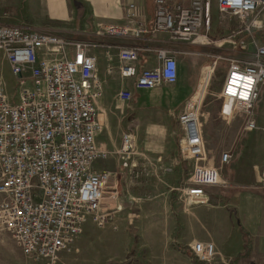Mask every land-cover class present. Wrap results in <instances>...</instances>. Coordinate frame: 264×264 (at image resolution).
<instances>
[{
    "label": "built area",
    "instance_id": "1",
    "mask_svg": "<svg viewBox=\"0 0 264 264\" xmlns=\"http://www.w3.org/2000/svg\"><path fill=\"white\" fill-rule=\"evenodd\" d=\"M214 1L223 18H239L241 24L234 35L262 32V43L251 37L253 50L248 41L238 46L231 39L233 34L219 44L229 42L239 50L222 58L228 66L217 92L223 123L254 130L264 84V0H154L151 29H131L137 35L165 32L173 40L210 46L214 44ZM139 17L137 5L131 3L126 18L134 24ZM95 47L98 44L90 40L0 23L2 61L11 68L16 90L13 101L0 72V232L9 233L23 255L39 264H58L60 254L73 250L88 222L104 228L111 218L102 212L111 173L97 168L112 151L109 138L99 139L104 124L99 119L98 101L105 81L99 75L98 57L91 52ZM112 53L107 52L110 72L114 69ZM157 55L160 61L156 67L139 68L137 48L119 50L121 77L133 78L137 89L175 83L177 58L166 49L158 50ZM208 75L207 83L203 86L206 80L201 82L178 116L184 133L180 156L192 162L186 183L176 188L186 208L207 203L209 187L229 184L220 169L229 165L233 156L219 148L209 151L202 128L201 105L210 89L211 73ZM202 86V96L197 97ZM119 98L127 102L133 94L122 90ZM117 153L123 167L131 169L136 153L132 132L122 134ZM261 180L264 183V162ZM191 254L206 263L218 256L213 242L200 241L192 245Z\"/></svg>",
    "mask_w": 264,
    "mask_h": 264
},
{
    "label": "crops",
    "instance_id": "2",
    "mask_svg": "<svg viewBox=\"0 0 264 264\" xmlns=\"http://www.w3.org/2000/svg\"><path fill=\"white\" fill-rule=\"evenodd\" d=\"M107 1L97 0L95 3L99 8H95V12L101 14L119 13L120 19L114 26L107 24L108 28L89 29L86 37L83 38V40H90L98 44V47L93 48L91 52L98 57L99 75L105 81L103 96L98 101L99 119L104 124V131L99 139L102 136L109 138L108 148L112 151V157L106 161H100L97 168L108 170L111 173L108 185L113 183L112 188H116L118 191L121 184L118 179L113 180L112 176L116 175L117 177L120 173L131 176L129 181L126 180L127 185L123 180V185L127 190H139L144 185L141 178L144 177L145 172L162 174L169 170L180 171V176L185 179L186 160L181 158L179 151V142L184 133L178 124V116L196 94L201 82L206 80L203 82V86L207 83L210 71L215 69L214 67L221 61H225L222 58L237 54L239 50L232 45L230 49L224 48L221 51H216L215 49L223 47L219 44H223L226 38L219 40L215 38L214 33L211 34L214 41L212 46H198L190 42L173 40L165 32L157 34L147 32L137 35L131 28L151 29L152 27L155 14L154 0H145L144 6L139 0L129 2L138 4L137 9L141 16L134 24L124 17L127 7H114V3L110 2V8H108ZM50 6L53 7V4ZM219 16L217 7L214 6L212 23L215 18L219 19ZM239 26L235 29V25L229 23L232 33L228 36L234 35ZM214 29L216 27L213 25ZM112 36L118 39L112 41ZM236 37L240 39L239 43L236 41L238 46L241 41H248L252 50L254 45L251 44V37H254L259 43L263 41L261 31H255L251 36L244 32L234 35V38ZM134 47L139 52L136 62L139 68L156 67L160 61L157 55L160 49H166L174 54L178 60V80L173 84L162 83L154 89L135 88L134 79L122 78L118 70L119 50ZM108 50L113 52L110 55L114 66L112 72L107 68ZM205 57L206 61L203 60ZM208 58H213V63ZM204 62L205 65L212 66L205 75L204 71L202 72ZM227 69L218 90L222 87ZM203 86L199 96H202ZM260 89L261 94L262 91L264 92V84ZM122 90L131 91L133 98L127 102L119 98V93ZM119 104L122 106L119 107L118 114ZM259 105L260 101L258 108ZM133 114H138L139 118L133 117ZM257 118L259 119L258 113ZM126 132L134 134L136 153L132 158L133 167L131 169L123 167L122 160L117 153L122 147V134ZM258 161V156L255 155L246 159L240 167L233 165L230 184L222 187L212 186L207 189L208 202L204 204H209L213 195L219 197V207L214 212L212 219L211 227L213 229L209 236L210 239L207 235L202 236L191 229L194 224L196 226L197 223H205V221L197 220V218L190 220L186 214L187 208L180 201L179 204L176 202L172 204V200H155L154 206L161 209L146 215L143 218L144 220L148 219L147 222H143L145 230L139 231L144 241L142 245L146 246L152 255L151 262L153 264H199L191 257L192 245L197 241H214L217 243L216 246L213 242L217 252L220 253V258L218 256L215 264H264V184H261L260 178L256 174L255 168ZM190 170L191 167L188 173ZM172 188L169 189V192L172 191ZM216 188H219L218 194L214 193ZM113 193L116 194V192ZM124 213L125 210L121 208L113 210V220L110 223L116 225L114 230L105 231L99 235L94 232L84 235L83 231L73 250L60 254V263L58 262V264H68L63 260L65 254L66 256L72 255L76 264H97L100 262L99 255L94 254L90 259L84 254V246L96 248V245H98L97 251H102L106 257L103 260L104 264H112L114 261L122 262L132 244L130 236L125 231ZM132 221L130 219L129 223ZM225 244L231 249L223 248Z\"/></svg>",
    "mask_w": 264,
    "mask_h": 264
},
{
    "label": "rangeland",
    "instance_id": "3",
    "mask_svg": "<svg viewBox=\"0 0 264 264\" xmlns=\"http://www.w3.org/2000/svg\"><path fill=\"white\" fill-rule=\"evenodd\" d=\"M130 1L131 0H108L106 4H108V8H110V2L114 3V7L116 6L120 8V6H123L124 8H128L131 4L129 3ZM139 1L144 6L145 0ZM95 2H97V0H0V23L22 26L28 25L38 30L50 32L63 38L83 39L86 37L89 29L97 28L98 30L99 28L101 29V27H107V24L114 26L116 21L120 19L118 16L119 13L101 14L95 12V8H99ZM51 4H53V7L50 6ZM136 5L138 6V4ZM214 6H216L215 1ZM124 17H126V15H124ZM229 23L230 25H235V29L241 24L239 18L235 15L228 16L226 19L223 18L222 15L219 16V19L215 18L213 20V25L216 27V29L212 30V35L214 33L215 38L219 40L225 38L228 39V35L232 33V29L229 28ZM116 39L118 38H114L112 36V41ZM231 39L237 42L240 40L237 37H231ZM231 46L232 45L229 42H226L223 47H221V49L215 50L221 51L224 48L230 49ZM208 59L213 63V58ZM203 60L206 61L207 58L205 57ZM203 65L204 69L202 72L204 71L205 75L206 71L212 66L210 64V66L205 65V62ZM226 69L227 61H221V63L215 66L213 73L210 72L211 77L208 84L210 89L205 94L201 105V121L207 148L209 151H215L216 148L220 146V152L224 150H229L231 152L233 156L231 162L229 165L221 167L220 169L223 179L229 184L231 183L229 180H231L230 176L233 170L232 168L234 167L233 165L240 167V165L242 166L246 159L257 155L259 161L257 162L255 170L257 176L260 178L261 184H264L261 180V172L263 170L264 162V92L262 91L260 94V105L259 108L257 107L259 119L256 129L250 131L244 130L242 124L231 125L227 127L221 118V102L217 95L218 88L221 85V80ZM0 72L3 74L7 83L8 93L10 94L12 100L15 101V77L9 64L4 60L2 61L1 52ZM197 97L200 96L197 95ZM120 106L122 105L119 104L117 107L118 114ZM133 117L139 118L138 114H133ZM190 167H192V162L190 160H186L185 168H187V173L185 179L180 176V171L176 172L169 170L168 172H164L162 174H148L145 172L144 177L141 178L144 185L139 190H127L123 185V180L125 185H127L126 180H130L131 176L129 174L120 173V175L117 177L116 175H113V180H119V184H121L120 189L118 191L116 188H112V186H114L113 183L110 186L107 184L108 187L105 190L102 201V212L111 216L109 224L105 229H101L96 224L88 222L84 230V235H87L91 232L99 235L105 231L114 230L116 225H112V223H110V221L113 220V210H117L118 208L124 209L125 213L123 217L126 220L125 231L127 232L128 236H130L132 244L130 245L131 248L126 255V258L122 262L114 261L112 264H153L151 262L152 255L148 248L142 245V242L144 241L142 240L143 238L139 232L145 230L143 229V226L145 225L143 222H147L148 220H144L143 218L146 215H150L153 211L161 209L154 206L155 200L167 199L172 200V204H175V202L176 204L180 203L179 191L176 190V188L186 183L190 174V172L188 173ZM170 188H172L171 192H169ZM218 189L219 188H216V192L213 190L212 192L218 194ZM113 192H116V194L114 195ZM218 199V196L213 195L209 204H200V206H191V208L189 206L187 207L188 212H186V214L190 217V220L197 218V220L203 219L205 221V223H197V228L194 224L191 229L202 236L207 235L209 239L211 238L209 236L212 234L213 229V227H211L213 215L219 207ZM130 219L133 220L132 223H129ZM214 243L217 246V243ZM84 247V254L86 256H89L91 259L92 255H99L100 262L97 264H104L103 260H105L106 257L102 251H97L98 245H96V248H87L86 246ZM224 247L226 250L231 249V247H229L227 244H225L223 248ZM218 256L220 258V253ZM64 257L65 258L63 260L67 261L68 264H76L72 255L66 256L65 254ZM191 257L199 264H215L218 260L217 258H214L212 262L206 263L198 262L197 259L192 255ZM230 261L234 262L232 260ZM58 262L60 263V261ZM0 264L39 263L25 257L15 244L11 235L7 232L1 231Z\"/></svg>",
    "mask_w": 264,
    "mask_h": 264
},
{
    "label": "bare ground",
    "instance_id": "4",
    "mask_svg": "<svg viewBox=\"0 0 264 264\" xmlns=\"http://www.w3.org/2000/svg\"><path fill=\"white\" fill-rule=\"evenodd\" d=\"M201 94V90H199V92H198V95H200Z\"/></svg>",
    "mask_w": 264,
    "mask_h": 264
}]
</instances>
